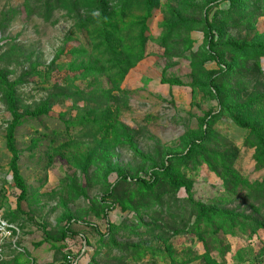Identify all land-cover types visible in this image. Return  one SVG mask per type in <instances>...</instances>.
<instances>
[{"label":"rangeland","instance_id":"rangeland-1","mask_svg":"<svg viewBox=\"0 0 264 264\" xmlns=\"http://www.w3.org/2000/svg\"><path fill=\"white\" fill-rule=\"evenodd\" d=\"M156 1L148 19L139 0H0V264L57 262L66 228L84 264H264V158L233 121L264 140V0ZM142 31V59L100 75Z\"/></svg>","mask_w":264,"mask_h":264},{"label":"trees","instance_id":"trees-1","mask_svg":"<svg viewBox=\"0 0 264 264\" xmlns=\"http://www.w3.org/2000/svg\"><path fill=\"white\" fill-rule=\"evenodd\" d=\"M105 1V0H103ZM140 5L144 8V12L146 17H148V19H150V15L151 13L154 11V8L157 5L156 0H139ZM135 5H131L129 7V9H135ZM114 13L113 12H109L108 18H110ZM208 30L205 31L204 36L205 39L207 40V43L209 45V47H212L214 45L213 43V26L212 25H208L207 26ZM144 30H147V26H144ZM144 31L141 32V37H140V43L137 44V46H132L129 48L128 52H126L125 54H119L120 58H124L125 62H118L117 64H107L105 66L103 65H99V74L103 75V76H109L110 74H115L117 76V78L119 77V79H122V77L126 74L127 70L130 69L137 61H139L140 59H142V56L144 55V45H145V36H144ZM110 34H107V39L110 38L109 36ZM142 43V44H141ZM225 47H230L232 49H235L237 51H243V52H247V50H249L250 48H253V46L248 45V44H241V45H237L235 43L229 42V43H224L223 44ZM255 48V47H254ZM256 48H258L260 51L263 52L264 55V45H259L256 46ZM99 52H102V58L106 59L107 55H112L113 51H111V49H107L105 51H100V49L98 50ZM217 60V58H215ZM100 62L103 61V59H99ZM100 62L98 64H100ZM108 66V72L106 75H104V71H105V67ZM169 85H176V82H166ZM12 96L11 93H7V101L9 104V109H10V114L13 118L12 123L9 127V131H8V135H7V149L11 152L12 154V160H11V164H10V170L12 171V178L14 181V184L16 186V188L19 190L20 192V196L23 197L25 196V186L23 185L22 179L18 174V171L16 170L15 167V162H16V157H15V152L13 149V132L15 127L18 125V123L21 120V116L17 115L16 111L13 108V102H12ZM233 121L235 122V124L239 127L248 129L250 131H252L256 138H257V148H258V152L261 155V157L264 158V140L263 138L260 136L259 132H257L253 127H251L249 124H245L242 123L238 118L233 117ZM163 177L167 183V185L174 191V192H178L180 190H183L187 200L191 201L192 199V184L188 183V182H184V181H179V180H175L173 178V176L170 174V167L164 166L163 167ZM118 180H123V181H127L128 180V176L125 172H121ZM138 182L142 185V187L147 190V191H152L156 188V186L158 185V180L157 179H153L151 182H146L143 180H138ZM208 211L207 210H201V215L202 217H206L207 216ZM78 235H82L83 238L85 239V243L88 246L87 243V238L84 236V234L78 233V232H74L71 230H67L62 234V238H61V242L60 243H64L66 242L68 239H74L76 236ZM53 264V263H52Z\"/></svg>","mask_w":264,"mask_h":264},{"label":"built area","instance_id":"built-area-1","mask_svg":"<svg viewBox=\"0 0 264 264\" xmlns=\"http://www.w3.org/2000/svg\"><path fill=\"white\" fill-rule=\"evenodd\" d=\"M16 231L15 226L8 224L0 219V235L3 238H11L12 233ZM77 237V236H76ZM77 239L79 242H77ZM75 241L76 248H72ZM79 244H77V243ZM63 247L62 256L53 264H84V258L87 255V245L82 235H78V238L68 239L66 242L61 243Z\"/></svg>","mask_w":264,"mask_h":264},{"label":"crops","instance_id":"crops-1","mask_svg":"<svg viewBox=\"0 0 264 264\" xmlns=\"http://www.w3.org/2000/svg\"><path fill=\"white\" fill-rule=\"evenodd\" d=\"M61 253H62V252H61ZM61 256H62V255H61ZM61 256H60V257H61ZM60 257H59V259H60ZM57 261H58V260H57ZM52 263H53V262H52ZM52 263H51V264H52Z\"/></svg>","mask_w":264,"mask_h":264}]
</instances>
